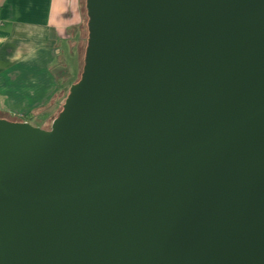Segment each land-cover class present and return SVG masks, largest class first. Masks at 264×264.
Wrapping results in <instances>:
<instances>
[{
    "label": "water",
    "instance_id": "95a60500",
    "mask_svg": "<svg viewBox=\"0 0 264 264\" xmlns=\"http://www.w3.org/2000/svg\"><path fill=\"white\" fill-rule=\"evenodd\" d=\"M48 128L0 117V264H264V0H85Z\"/></svg>",
    "mask_w": 264,
    "mask_h": 264
},
{
    "label": "crops",
    "instance_id": "0c3cea01",
    "mask_svg": "<svg viewBox=\"0 0 264 264\" xmlns=\"http://www.w3.org/2000/svg\"><path fill=\"white\" fill-rule=\"evenodd\" d=\"M83 23V0H0V115L53 117L69 80L55 67L78 66Z\"/></svg>",
    "mask_w": 264,
    "mask_h": 264
},
{
    "label": "trees",
    "instance_id": "16d2710c",
    "mask_svg": "<svg viewBox=\"0 0 264 264\" xmlns=\"http://www.w3.org/2000/svg\"><path fill=\"white\" fill-rule=\"evenodd\" d=\"M83 13H84V23H83V31H82V37H81L82 39H81V43H80V45L83 47V49H80V51H79V53H80L79 54V62H78V66H76L77 70H78L76 80L72 82L70 80V78H72L73 76L71 74H69L67 67H63L62 68L63 71H62V76L61 77L62 78L69 77L68 78L69 79L68 82L64 85L65 88H66V89L64 88L66 90V94L64 95V98H65V96L68 93V88L70 86V83H75L79 79V77L81 75V71H82L84 53H85V48H86L87 39H88V29H87V25H86L87 16H86V10H85V0H83ZM64 98H63V100L61 102V106H60V108H59L57 113H59V111L61 110ZM0 117L6 119L8 121H27V122H29V120L34 119V116L32 114H30V113H27V114H24V115H20V116H11V115L3 116V115H0ZM29 123H31V122H29Z\"/></svg>",
    "mask_w": 264,
    "mask_h": 264
},
{
    "label": "rangeland",
    "instance_id": "374dc122",
    "mask_svg": "<svg viewBox=\"0 0 264 264\" xmlns=\"http://www.w3.org/2000/svg\"><path fill=\"white\" fill-rule=\"evenodd\" d=\"M64 46V45H63ZM80 49H83V47L80 45V47H79ZM65 51V50H64ZM63 51V52H64ZM73 65H72V67H71V71H70V74L73 76L72 78H70V80L73 82V81H75L76 80V78H77V73H78V70H77V67L73 70ZM61 68V67H60ZM59 68V66H58V68L57 67H55V70H56V72H57V74H58V76H59V78H61V76H62V71H63V69H60ZM71 84H73V83H70V85ZM58 112V111H57ZM57 112L53 115V117L57 114ZM52 117V118H53ZM51 118V119H52ZM51 119H48L47 121H43V120H41V119H31V120H29V122H31V124H33V125H35V126H39V127H41V128H48L49 127V125H50V122H51Z\"/></svg>",
    "mask_w": 264,
    "mask_h": 264
}]
</instances>
